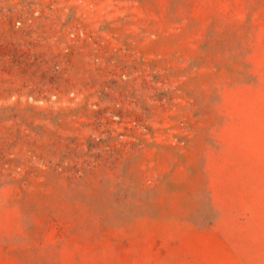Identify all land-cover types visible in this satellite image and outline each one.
<instances>
[{
  "label": "rangeland",
  "instance_id": "374dc122",
  "mask_svg": "<svg viewBox=\"0 0 264 264\" xmlns=\"http://www.w3.org/2000/svg\"><path fill=\"white\" fill-rule=\"evenodd\" d=\"M0 264H264V0H0Z\"/></svg>",
  "mask_w": 264,
  "mask_h": 264
}]
</instances>
